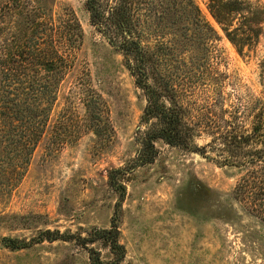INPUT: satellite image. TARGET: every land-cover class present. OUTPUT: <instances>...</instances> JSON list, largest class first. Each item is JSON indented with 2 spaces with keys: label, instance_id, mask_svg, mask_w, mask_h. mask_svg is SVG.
<instances>
[{
  "label": "rangeland",
  "instance_id": "obj_1",
  "mask_svg": "<svg viewBox=\"0 0 264 264\" xmlns=\"http://www.w3.org/2000/svg\"><path fill=\"white\" fill-rule=\"evenodd\" d=\"M53 1L54 16L73 13L83 31L51 114V126L59 114H68L66 127L77 136L57 149L46 137L17 184L0 186V237L31 241L46 229L87 236L93 227H108L118 197L107 184V171L128 164L138 148L135 138L145 97L123 56L90 24L84 0ZM195 1L219 37L207 52L192 43L182 54L194 61L186 80L192 113L206 112L213 98H222L223 107L238 106L250 116L254 100H264V34L256 46L240 53L209 14L206 0ZM86 85L103 100L109 122L104 139L86 127ZM214 109L219 111L220 105ZM249 118L244 119L246 127ZM209 139L203 133L195 143ZM155 145L159 154L154 162L136 168L125 180L119 240L126 253L121 264H264V226L244 214L231 197L236 168L221 166L215 152L204 157L162 141ZM3 181L0 177V184ZM91 246L102 259L110 257L100 242ZM0 264L89 260L87 250L74 241H33L16 250L0 241Z\"/></svg>",
  "mask_w": 264,
  "mask_h": 264
},
{
  "label": "trees",
  "instance_id": "obj_2",
  "mask_svg": "<svg viewBox=\"0 0 264 264\" xmlns=\"http://www.w3.org/2000/svg\"><path fill=\"white\" fill-rule=\"evenodd\" d=\"M53 2L0 0V177L4 180L0 186L8 189L25 174L46 137L57 149L77 136L76 130L66 127L68 114H59L53 126L51 114L60 84L71 69V51L80 45L83 31L73 13L55 17ZM205 5L240 53L258 44L264 34V4L259 0H206ZM84 9L90 24L123 56L145 97L135 157L107 171V184L118 197L108 227H93L87 236L46 229L31 241L2 236L1 244L16 250L33 241H74L87 250L89 264H121L126 253L119 240L125 180L136 168L154 162L157 141L204 157L215 152L221 166L236 168L231 197L244 214L264 226V100H254L250 116L238 106L223 107L222 98H213L206 112L192 113L186 80L194 61L182 54L192 43L207 52L219 37L196 1L84 0ZM82 91L86 127L104 139L109 122L103 100L89 85ZM219 105L216 111L214 106ZM245 118L250 119L247 127ZM203 133L210 139L197 145L195 139ZM95 242L108 249V259L91 246Z\"/></svg>",
  "mask_w": 264,
  "mask_h": 264
}]
</instances>
